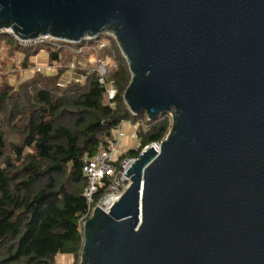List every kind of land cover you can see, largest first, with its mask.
Wrapping results in <instances>:
<instances>
[{
	"label": "water",
	"instance_id": "95a60500",
	"mask_svg": "<svg viewBox=\"0 0 264 264\" xmlns=\"http://www.w3.org/2000/svg\"><path fill=\"white\" fill-rule=\"evenodd\" d=\"M72 44L110 35L128 111L171 115L79 264H264V0H0V31Z\"/></svg>",
	"mask_w": 264,
	"mask_h": 264
},
{
	"label": "trees",
	"instance_id": "16d2710c",
	"mask_svg": "<svg viewBox=\"0 0 264 264\" xmlns=\"http://www.w3.org/2000/svg\"><path fill=\"white\" fill-rule=\"evenodd\" d=\"M108 39L100 52L113 66L107 68L104 85L95 69L75 70L63 82L68 66L14 84L0 81V264H58L59 255L79 264L83 234L78 225L87 209L84 157L113 140L123 122L139 124L137 147L124 157H136L169 132L167 118L148 121L128 111L123 94L131 75L115 41ZM94 45L86 40L84 51L74 55L48 47L20 48L10 36H0V48L8 54L3 63L7 57L20 58L23 70L33 67L30 60L39 52L48 53L51 63L63 56L67 65L83 61ZM110 85L116 90L113 108L106 97Z\"/></svg>",
	"mask_w": 264,
	"mask_h": 264
},
{
	"label": "built area",
	"instance_id": "2783aa9c",
	"mask_svg": "<svg viewBox=\"0 0 264 264\" xmlns=\"http://www.w3.org/2000/svg\"><path fill=\"white\" fill-rule=\"evenodd\" d=\"M10 36L15 44L24 49H35L40 47H48L55 50H63L74 55L81 54L85 47L86 40L76 44L63 42L56 40L50 36H40L34 39L20 40L10 30H1L0 36ZM100 46L103 48L104 44ZM78 66L85 70L84 65L79 63ZM71 68H74L72 63ZM99 74V83L104 85L105 77L108 73L106 65L102 62L97 64L94 68ZM116 96L115 88L110 85L106 88V97L109 101L110 107H114V98ZM160 118V117H159ZM167 118L171 126V115L167 114L162 116ZM147 119V118H146ZM137 124L134 128H137ZM166 138V137H165ZM161 140L157 143H152L145 146L136 157H124L117 147V144L113 140H109L106 144H99V151L92 157H84L83 175L87 180V187L84 190V198L87 202L86 213L79 221L78 228L82 231V226L86 220H88L96 207L108 212L109 209L117 202L125 190L130 185V179L124 177L126 172L130 169L132 164L138 160L140 155L153 148L157 153L160 151L161 143L165 140ZM97 198V199H96ZM96 199V200H95Z\"/></svg>",
	"mask_w": 264,
	"mask_h": 264
},
{
	"label": "rangeland",
	"instance_id": "374dc122",
	"mask_svg": "<svg viewBox=\"0 0 264 264\" xmlns=\"http://www.w3.org/2000/svg\"><path fill=\"white\" fill-rule=\"evenodd\" d=\"M108 37L110 38L111 36L108 35V34H104V35H101L99 36L98 38L96 39H86V40H93L94 42H96V45H94V48L95 50L92 51V53L90 55H88V57H83V61H79V62H72L73 65H74V68H71V65L72 63L70 64H67L65 65L66 63L64 62V59H63V56H60V60L59 62L57 63H54L53 65H55V69L56 71H59L60 68H64L65 66H68V69L70 71H72V73L75 71V70H82L80 66H78L79 63L83 64L84 65V69L85 70H89L90 69H94L97 67V64L102 62L103 64L106 65V68H108V66H113V63H112V59L111 58H105L104 60L102 59V56H103V53L100 52V49H104V47L102 48L100 46V44L98 45L97 43H109L110 42V39H108ZM114 40V39H113ZM86 42V41H85ZM120 51V50H119ZM43 52V51H42ZM44 54L47 55L48 57V53L44 52ZM4 55L8 56L7 54V51L4 47H1L0 48V81L1 79H5L7 80V82H9L10 84H14L15 82H17L19 79L20 82L22 81H27L29 79H31L33 77V75H35L36 73H41L40 71L42 70H46L48 69L47 67H41L40 65H37V63H34L33 60L36 58V56L38 54H36L35 56H33L31 58V62L33 63V67L30 69V70H23L22 69V65H21V59L20 58H9L7 57L6 62L3 63V58H4ZM79 55V54H78ZM5 56V58H6ZM112 57H113V53H112ZM35 61V60H34ZM4 64V65H3ZM2 67L3 70H2ZM50 67V66H49ZM50 70V69H49ZM25 74V75H24ZM66 74V73H65ZM74 74V73H73ZM24 76V77H23ZM63 79V78H62ZM70 80V79H69ZM67 80V82L69 81ZM145 116V115H144ZM129 123V122H128ZM130 124V123H129ZM138 124V123H137ZM133 125L132 123L129 125L130 127H128V138H127V145L131 147V145L133 144L132 140H131V133L133 134V130H132V126ZM139 125V124H138ZM123 128L122 129H125L127 128L128 124L126 125H122ZM143 126V125H142ZM143 128V127H141ZM118 129V128H117ZM117 129H115L114 131L116 132ZM113 131V133H114ZM112 133V134H113ZM115 134V133H114ZM126 142V141H125ZM133 146V145H132ZM129 148H127L126 150H131ZM72 257L71 256H67V255H59L57 258H56V262L58 264H72Z\"/></svg>",
	"mask_w": 264,
	"mask_h": 264
},
{
	"label": "crops",
	"instance_id": "0c3cea01",
	"mask_svg": "<svg viewBox=\"0 0 264 264\" xmlns=\"http://www.w3.org/2000/svg\"><path fill=\"white\" fill-rule=\"evenodd\" d=\"M34 60H33V62L37 63V65H40L41 67H47L48 66L47 67L48 69L43 70V71L41 70L40 71L41 73L48 74V75H54V74L57 73V71L55 69V65H53L54 63L50 62L49 57H47V55L44 54V52H39ZM73 77H74V74L71 71H69L63 76L62 81L63 82H67V80H69V79H71ZM126 124H128L127 128L122 129L123 128L122 125H126ZM129 125L130 124L128 122H123L122 124H120V126L117 129V131L116 132L114 131L115 134L113 133V141H115L119 151L121 153H123V154H125L127 151H129V150H126V149L130 147V146L127 145V143H128V141H127V138H128L127 132L129 130L128 127H130ZM131 126H132V130H133V134L131 133L130 136H131V140L133 141L132 142L133 146L131 145L130 149L132 150V149H135L137 147V140H136V132H135L136 129L134 128V125H131Z\"/></svg>",
	"mask_w": 264,
	"mask_h": 264
}]
</instances>
